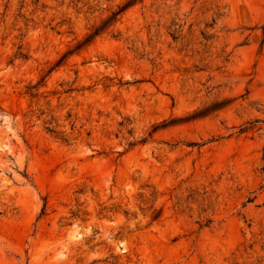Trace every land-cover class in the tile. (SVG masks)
<instances>
[{"label": "rangeland", "instance_id": "rangeland-1", "mask_svg": "<svg viewBox=\"0 0 264 264\" xmlns=\"http://www.w3.org/2000/svg\"><path fill=\"white\" fill-rule=\"evenodd\" d=\"M0 264H264V0H0Z\"/></svg>", "mask_w": 264, "mask_h": 264}, {"label": "trees", "instance_id": "trees-1", "mask_svg": "<svg viewBox=\"0 0 264 264\" xmlns=\"http://www.w3.org/2000/svg\"><path fill=\"white\" fill-rule=\"evenodd\" d=\"M123 10H120L119 12H115L114 15H113V18L115 19V17Z\"/></svg>", "mask_w": 264, "mask_h": 264}]
</instances>
